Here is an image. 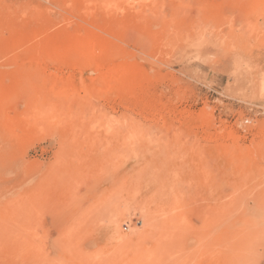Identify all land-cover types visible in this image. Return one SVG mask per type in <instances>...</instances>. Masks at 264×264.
<instances>
[{"label":"rangeland","instance_id":"1","mask_svg":"<svg viewBox=\"0 0 264 264\" xmlns=\"http://www.w3.org/2000/svg\"><path fill=\"white\" fill-rule=\"evenodd\" d=\"M155 258L264 264V0H0V264Z\"/></svg>","mask_w":264,"mask_h":264},{"label":"bare ground","instance_id":"2","mask_svg":"<svg viewBox=\"0 0 264 264\" xmlns=\"http://www.w3.org/2000/svg\"><path fill=\"white\" fill-rule=\"evenodd\" d=\"M70 5V4H69ZM23 17H24V15H23ZM61 34V33H60ZM79 34V33H78ZM73 35V34H72ZM78 39V38H77ZM50 40V39H49ZM53 41V40H52ZM51 41V42H52ZM89 41H90V39H89ZM72 42V41H71ZM92 42V41H91ZM72 43H74L75 44V48L73 49V50H75L77 53H78V50H82V51H84V50H88V49H90V45H87V44H85V42L84 43H79L78 41H75V42H72ZM71 43V44H72ZM29 44V43H28ZM90 44V43H89ZM91 44H93V42L91 43ZM94 44H96L95 42H94ZM73 45V44H72ZM46 46H48V44H46ZM56 46V45H55ZM71 46V45H70ZM93 46V45H92ZM91 46V47H92ZM94 47H96V46H94ZM92 49H93V47H92ZM91 49V50H92ZM95 49V48H94ZM93 49V50H94ZM64 50V49H63ZM90 50V52H92ZM26 52V51H25ZM62 52V51H61ZM81 52V51H80ZM76 53V54H77ZM83 53V52H82ZM85 53V52H84ZM13 54V53H12ZM79 54V53H78ZM92 54V53H91ZM56 56H57V54H56ZM84 56H85V54H84ZM91 56H93V55H91ZM53 59V58H52ZM77 61V60H76ZM76 65V64H75ZM50 70V69H49ZM16 73H17V71H16ZM15 74V73H14ZM55 74V73H54ZM109 74V73H108ZM112 77V76H111ZM123 77V76H122ZM114 79V78H113ZM100 84V83H99ZM58 85V84H57ZM80 86H81V84H80ZM99 86H101V85H99ZM103 86V85H102ZM63 91V90H62ZM94 91V90H93ZM5 93V92H4ZM32 93H34V92H32ZM88 93V92H87ZM90 94V93H89ZM45 95V94H44ZM102 95V94H101ZM51 97V96H50ZM32 98V97H31ZM43 97H41V99H42ZM45 99V98H44ZM50 100V99H49ZM37 103V102H36ZM62 107H63V105H61ZM65 106V105H64ZM80 106V105H79ZM94 106V105H93ZM48 107V106H47ZM47 107H46V109L45 110H47ZM68 107V106H67ZM71 107V106H70ZM81 107V106H80ZM82 107H83V105H82ZM88 107V106H87ZM45 108V107H44ZM59 108V107H58ZM64 109H66V108H64ZM44 110V109H43ZM41 111V110H40ZM49 111V110H48ZM47 111V112H48ZM53 111V110H52ZM69 112V111H68ZM41 113V112H40ZM74 113V112H73ZM2 115V114H1ZM45 115V114H44ZM75 115V114H74ZM54 117H56V116H54ZM70 117H71V115H70ZM45 118V117H44ZM72 118H73V116H72ZM56 119V118H55ZM5 120V119H4ZM3 120V121H4ZM41 121V120H40ZM52 121H53V119H52ZM5 124V123H4ZM110 124V123H109ZM4 133V132H3ZM161 246V245H160ZM159 246V247H160ZM161 248V247H160ZM163 250V249H162ZM165 250V249H164ZM158 257V256H157ZM160 257V256H159ZM154 258V257H153ZM162 258V257H161ZM160 258V259H161ZM158 259V258H157ZM164 259V258H163ZM155 260H156V258H155ZM157 262H158V264H159V260H156ZM157 262H156V264H157Z\"/></svg>","mask_w":264,"mask_h":264}]
</instances>
